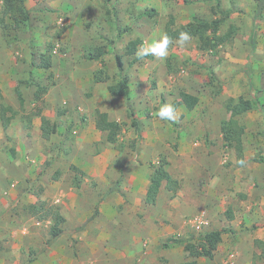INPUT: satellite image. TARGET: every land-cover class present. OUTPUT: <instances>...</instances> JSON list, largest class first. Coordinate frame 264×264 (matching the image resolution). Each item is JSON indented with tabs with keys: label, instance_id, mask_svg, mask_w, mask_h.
Wrapping results in <instances>:
<instances>
[{
	"label": "rangeland",
	"instance_id": "374dc122",
	"mask_svg": "<svg viewBox=\"0 0 264 264\" xmlns=\"http://www.w3.org/2000/svg\"><path fill=\"white\" fill-rule=\"evenodd\" d=\"M24 1L29 20L17 24L0 0V264H181L191 261L186 243L216 230L224 233L214 258L201 255L198 264H264V240L255 238L258 229L264 232L260 0ZM149 10L153 17L144 15ZM194 17L219 20L218 35L231 26L237 32L216 48H201L195 36L183 46L171 40L164 59L149 54L133 61L137 54L125 53L131 40L140 39L143 52L166 34L170 20L177 29ZM98 48L104 56L90 59ZM116 56L129 79L128 98L112 90ZM98 76L108 79L97 82ZM180 92L199 98L194 110L183 106ZM230 100L246 108L238 117L244 164L221 132ZM166 103L176 105L177 121L156 115ZM97 111L120 125L115 140L96 127ZM38 113L57 125L56 134L43 137ZM162 159L179 189L173 194L164 183L149 199L146 182ZM61 191L88 203L78 226L62 224L64 233L48 246L54 223L48 214L52 207L61 213ZM114 198L124 200L126 234H114L110 213H102ZM136 234L139 255L117 253L123 259L112 260V249L125 247L123 236L132 241Z\"/></svg>",
	"mask_w": 264,
	"mask_h": 264
},
{
	"label": "trees",
	"instance_id": "16d2710c",
	"mask_svg": "<svg viewBox=\"0 0 264 264\" xmlns=\"http://www.w3.org/2000/svg\"><path fill=\"white\" fill-rule=\"evenodd\" d=\"M5 5V14H10L17 24H22V22H27L29 20V13L25 7L24 0H3ZM264 8V0H260L256 13L255 20L260 19L261 14ZM18 14L20 17H18ZM145 16L153 17L154 10H149L144 13ZM20 18L22 20H20ZM1 23L4 22L2 18L0 20ZM173 20H170L168 26L166 27V34L171 40H177L179 36V32L185 31L190 34V36L198 37L201 48H216L222 44H225L232 40L233 36L237 32V28L235 26H231L229 30L223 34L218 35V31L220 28V21L214 19L210 22L200 20L196 17L192 18V22L186 26H181L177 29H172ZM120 36V35H118ZM142 45V41L140 39L131 40L128 42L125 48V53L129 56H134L138 52L139 46ZM105 52L102 48H98L94 54L90 55V59L100 60L104 56ZM137 57L133 59L136 61ZM41 60L43 61V68L48 70L51 68V62L49 59L43 58L41 56ZM116 65L119 70V80L113 85V92L115 95L120 97H129V79L127 76L123 75L124 63L120 56H116ZM249 80L250 77L248 76ZM108 78L98 76L96 78L97 82H105ZM21 103H23V99L21 96V92L19 89L16 90ZM180 100L183 106L187 110H194L199 103V98L197 96L191 95L186 92H180L179 94ZM228 105L231 107V115L227 120H224L221 124V132L223 134V139L225 145L228 148L234 149L237 155L238 162L244 160V135L245 128L240 124L238 117L245 113L246 108L241 103H235L234 100H230ZM176 108V105L174 106ZM1 109L5 112V107L2 106ZM41 117V130L44 138H49L52 134L57 133V125L50 123V121L42 116L41 113H38ZM2 121L6 125L7 122L10 121L8 118H5V113L2 112L1 115ZM6 120V122H5ZM136 125V122H133ZM97 128L100 131L108 132V138L110 140H115L117 138L118 133L120 132V125L116 122H110L107 118L106 114L97 113L96 120ZM167 162L165 160H160L158 165H154L153 171L150 174L149 185L147 189V197L149 199H155L159 195L160 189L164 183H166V188L168 191H171L173 194L177 192L179 189V182L176 179H173L167 170ZM82 173V172H81ZM49 217L53 220V225L51 226V240L48 242V246H51L63 233V229L61 227L62 224L65 223V218L59 212L58 208H50ZM229 219L233 220L234 216L229 212ZM81 230V228H77V231ZM224 231L216 230L210 231L202 235L198 243L188 242L184 245V251L188 254L191 261L181 263V264H198V258L201 255H204L208 259L212 260L214 258V254L222 242V236ZM173 241V240H171ZM260 243V242H256ZM264 253V252H263Z\"/></svg>",
	"mask_w": 264,
	"mask_h": 264
},
{
	"label": "crops",
	"instance_id": "0c3cea01",
	"mask_svg": "<svg viewBox=\"0 0 264 264\" xmlns=\"http://www.w3.org/2000/svg\"><path fill=\"white\" fill-rule=\"evenodd\" d=\"M115 95V94H114ZM117 96V95H115ZM120 97V96H118ZM97 113H105L107 116L108 114L106 112H101V111H97ZM96 113V115H97ZM117 123V122H116ZM97 127V125H96ZM136 176H130V180L135 182L136 181ZM146 185H149L148 182H146ZM148 189V187H147ZM63 191L60 192V194H58L59 198H57V202L60 204L61 207V214L62 216L65 218V223H70V225L74 228L78 226V222L82 221V216H83V207H84V203H88V202H83L81 197H78V195H73L72 199H67L70 194H66V195H62ZM147 195V190H144V196ZM57 196V195H56ZM64 197V198H62ZM124 200L120 199V198H114L112 199V201H109L108 203H106L103 208H102V213L103 211H106L107 213H110V218L112 220V223L114 225L112 231L114 234H120V232L122 231L123 234H126L124 232L128 231V226H125L124 221H125V215H121V214H125V211H119L120 210V203H123ZM117 204V205H114ZM102 207V204H101ZM88 208H89V204H88ZM125 208V206H123V209ZM89 211V209H88ZM121 213V214H120ZM245 219H248V216H245ZM159 226H156L154 223L152 224V230L151 232L153 234H157V232H159L158 229ZM161 227V226H160ZM75 231H77V228L75 229ZM255 238H260L262 240H264V232L260 229H258V232L256 231L255 233ZM139 238V234H136L134 236V240L132 239V241H130L129 239H127V236H123V239L121 242H123L124 244V248H122V250H115L114 248L112 249L111 252V259L112 260H117V259H123L120 258L119 256H117V253H122L123 256L125 257H130L133 256V258H136L137 255H139V249L136 247H133V245H135L136 243H138V239ZM126 241H125V240ZM121 239H118V242H116V244H120L119 241ZM126 244V245H125ZM146 253H149V251H145ZM52 260H60L61 255L59 256H52L51 257ZM142 259V257H141ZM140 259V260H141Z\"/></svg>",
	"mask_w": 264,
	"mask_h": 264
},
{
	"label": "clouds",
	"instance_id": "9594fccd",
	"mask_svg": "<svg viewBox=\"0 0 264 264\" xmlns=\"http://www.w3.org/2000/svg\"><path fill=\"white\" fill-rule=\"evenodd\" d=\"M190 40H191V36L188 32L185 31L179 32L177 44L183 46ZM170 43H171V39L168 37L167 34H164L159 39L155 40L151 45H149V47L145 49L143 52H138L137 58H142L143 56H147L151 54L161 59H164L168 55V46ZM156 115L160 120L175 122L179 119L177 109L174 106L167 103L162 105L158 109ZM239 163L244 164V161H239Z\"/></svg>",
	"mask_w": 264,
	"mask_h": 264
},
{
	"label": "built area",
	"instance_id": "2783aa9c",
	"mask_svg": "<svg viewBox=\"0 0 264 264\" xmlns=\"http://www.w3.org/2000/svg\"><path fill=\"white\" fill-rule=\"evenodd\" d=\"M203 222L200 220V221H195L194 222V226H196V228H200V225L202 224Z\"/></svg>",
	"mask_w": 264,
	"mask_h": 264
}]
</instances>
